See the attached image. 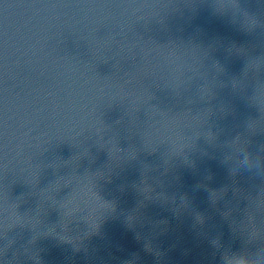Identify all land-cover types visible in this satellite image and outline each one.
<instances>
[{
	"label": "clouds",
	"instance_id": "clouds-1",
	"mask_svg": "<svg viewBox=\"0 0 264 264\" xmlns=\"http://www.w3.org/2000/svg\"><path fill=\"white\" fill-rule=\"evenodd\" d=\"M215 3V0H213ZM250 2V0H247ZM257 3L264 4V0H256ZM239 170L254 173L256 176L264 178V164L259 160H253L249 155L244 154L242 156L241 163L238 165ZM233 264H249V261L245 258L237 259Z\"/></svg>",
	"mask_w": 264,
	"mask_h": 264
}]
</instances>
